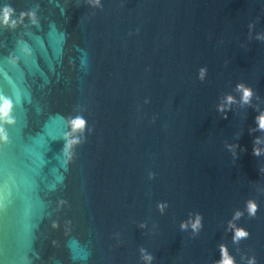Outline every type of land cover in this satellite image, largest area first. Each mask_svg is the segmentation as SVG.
<instances>
[{
  "label": "water",
  "instance_id": "water-1",
  "mask_svg": "<svg viewBox=\"0 0 264 264\" xmlns=\"http://www.w3.org/2000/svg\"><path fill=\"white\" fill-rule=\"evenodd\" d=\"M0 89V264H264V0H0Z\"/></svg>",
  "mask_w": 264,
  "mask_h": 264
},
{
  "label": "clouds",
  "instance_id": "clouds-1",
  "mask_svg": "<svg viewBox=\"0 0 264 264\" xmlns=\"http://www.w3.org/2000/svg\"><path fill=\"white\" fill-rule=\"evenodd\" d=\"M12 9L8 6H5L2 10V15H3V20L2 22L5 24L9 23V19L12 13ZM25 14L23 12L20 13L21 18ZM11 23L14 25L16 23L15 20H12ZM237 88L241 91L242 96L241 99L244 103H248L250 100V97L252 96V91L250 88L246 87L244 84L240 83L237 84ZM228 101H232V97L229 96L227 97ZM10 111H11V101L7 97L0 96V122L3 123H12V118L10 116ZM257 124L260 130H264V112H261L257 117ZM70 124H74L77 129L81 128L82 125L84 124V121L82 118H74L72 121H70ZM0 140L7 141V135L3 129L2 126H0ZM253 154L254 155H259V149L253 145ZM248 212L250 215H255L256 212V205L254 202L249 201L248 202ZM236 217H239L240 212H236ZM199 225V217L197 216L195 222L192 224L193 229L195 230ZM230 227H232L234 235H233V240H239L240 238L246 237L248 235L247 231L244 230L243 228L236 227L234 224H232L231 221H229ZM54 228L57 226L55 222H53L52 225ZM184 225H182L183 227ZM220 251H221V256H222V261H218L217 264H234V261L229 257V254L227 252V248L225 245L220 246ZM251 264V262H250Z\"/></svg>",
  "mask_w": 264,
  "mask_h": 264
},
{
  "label": "snow or ice",
  "instance_id": "snow-or-ice-1",
  "mask_svg": "<svg viewBox=\"0 0 264 264\" xmlns=\"http://www.w3.org/2000/svg\"><path fill=\"white\" fill-rule=\"evenodd\" d=\"M0 94H5L4 91L2 89H0ZM14 101V100H13Z\"/></svg>",
  "mask_w": 264,
  "mask_h": 264
}]
</instances>
